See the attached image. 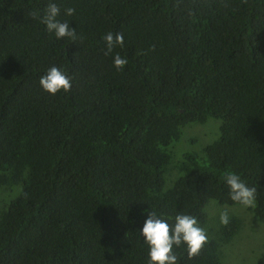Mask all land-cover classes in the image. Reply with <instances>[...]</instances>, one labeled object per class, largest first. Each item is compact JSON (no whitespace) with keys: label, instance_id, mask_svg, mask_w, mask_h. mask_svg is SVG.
<instances>
[{"label":"trees","instance_id":"trees-1","mask_svg":"<svg viewBox=\"0 0 264 264\" xmlns=\"http://www.w3.org/2000/svg\"><path fill=\"white\" fill-rule=\"evenodd\" d=\"M49 2L0 0V264H148L149 211L205 228L197 255L174 249L178 264H222L240 222L211 224L204 208L239 205L227 172L256 187L264 218V0H51L74 39L33 17ZM109 32L123 44L106 55ZM52 66L67 92L40 87ZM209 118L216 140L175 154Z\"/></svg>","mask_w":264,"mask_h":264},{"label":"clouds","instance_id":"clouds-1","mask_svg":"<svg viewBox=\"0 0 264 264\" xmlns=\"http://www.w3.org/2000/svg\"><path fill=\"white\" fill-rule=\"evenodd\" d=\"M74 11L73 8H67L65 15L72 16ZM32 15L34 18H38L46 30L53 33L57 39L75 38L76 31L69 26L68 21L58 19L60 8L51 0L42 15L39 13ZM103 39L106 55L111 53L115 46H122L123 44V36L120 33L114 35L109 32L103 36ZM126 64V58H122L119 54L113 56V65L118 70ZM39 85L43 91L55 95L60 90L67 92L71 88V80L66 71L57 66H52L40 77ZM223 179L231 201L244 208L256 207V187L249 186L240 175L234 172H227ZM229 219L227 210L220 212L219 222L222 225H227ZM139 232L143 242L148 247V264H178L175 248L183 246L188 257L191 258L197 255L208 241L205 228L191 214H176L173 217L158 215L156 211H149Z\"/></svg>","mask_w":264,"mask_h":264},{"label":"rangeland","instance_id":"rangeland-1","mask_svg":"<svg viewBox=\"0 0 264 264\" xmlns=\"http://www.w3.org/2000/svg\"><path fill=\"white\" fill-rule=\"evenodd\" d=\"M218 134L219 120L215 118L187 125L182 129L174 153L177 155L197 153L205 144L216 140ZM9 197L10 194L5 190H0V205ZM204 209L211 218V224L215 223L213 219H219L220 212L224 210L240 222L238 232L229 242L221 246L222 264H254L264 254V218H257L252 208H244L241 205H219L209 200Z\"/></svg>","mask_w":264,"mask_h":264}]
</instances>
